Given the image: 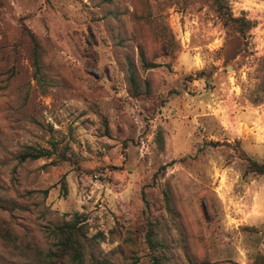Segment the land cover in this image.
I'll return each instance as SVG.
<instances>
[{
	"label": "rangeland",
	"instance_id": "obj_1",
	"mask_svg": "<svg viewBox=\"0 0 264 264\" xmlns=\"http://www.w3.org/2000/svg\"><path fill=\"white\" fill-rule=\"evenodd\" d=\"M224 1L244 35L209 0H0V264L74 213L103 238L71 264H152L148 228L160 264L264 254V0Z\"/></svg>",
	"mask_w": 264,
	"mask_h": 264
},
{
	"label": "trees",
	"instance_id": "obj_2",
	"mask_svg": "<svg viewBox=\"0 0 264 264\" xmlns=\"http://www.w3.org/2000/svg\"><path fill=\"white\" fill-rule=\"evenodd\" d=\"M217 12L224 18L223 23L232 22L235 26L236 32L239 35H244L249 29V20L244 16H232L229 7L224 0H209ZM88 42V40H87ZM161 46L166 47L167 44L161 41ZM90 48H84L83 51L89 52ZM89 59L90 56H88ZM89 62V61H88ZM153 66V63H150ZM129 92L132 96L140 93V89L135 80L134 74L128 73ZM49 151L44 149H30L15 154L14 158L17 162L25 160L36 159L45 156ZM247 165L244 171L253 172L257 174H264V162H257L256 160L247 157ZM87 224L83 215L72 214L71 218L55 225L50 230L51 247L45 251L40 260L45 264H71L81 263L84 258L90 261L98 259L99 247L98 242L102 240L103 236L100 232L92 235L87 233ZM151 228L145 231V239L151 250H156V254L152 256V264H160L164 256L160 254L161 241L153 237ZM7 238L9 234L7 231L0 230ZM249 264H264V254L257 255Z\"/></svg>",
	"mask_w": 264,
	"mask_h": 264
}]
</instances>
